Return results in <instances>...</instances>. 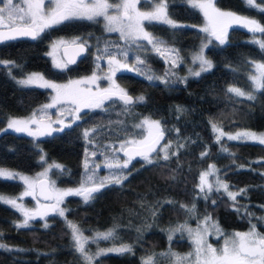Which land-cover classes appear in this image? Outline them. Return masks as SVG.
Here are the masks:
<instances>
[{"label": "trees", "instance_id": "16d2710c", "mask_svg": "<svg viewBox=\"0 0 264 264\" xmlns=\"http://www.w3.org/2000/svg\"><path fill=\"white\" fill-rule=\"evenodd\" d=\"M166 2L173 21L189 25L172 28L163 23L145 22L146 30L174 47L180 55L198 49L202 34L192 26L202 23L200 13L181 0ZM213 4L219 10L264 25V12L244 0H213ZM141 7L147 8L148 3H142ZM64 31L66 36L88 40L89 47L82 57L84 61L61 71L51 66L46 47ZM256 36L264 40V33L254 34L238 22L227 25L225 43L218 44L212 39L204 49V56L213 67L197 77L184 78L180 67H170L160 58L150 56L144 65H136L142 72L119 73L117 84L134 100L143 96L142 103L126 106L115 98L109 99L104 109L83 110L77 121L35 140L26 133L0 132V168L32 173L40 169L38 159L43 154L45 160L61 166L50 171L60 187L81 182L82 159L88 144L103 145L138 134L135 124L144 117L160 121L164 133L162 143L170 144L168 160L155 157L157 152L151 164L140 158L131 160L127 179L122 184L101 187L87 202L76 196L67 197L63 201L65 219L49 215L44 221H31L28 228H17L18 212L0 200V244L5 245L0 248V264H84L72 246L66 220L85 232L113 230L112 237L88 244L89 250L123 245L132 249L106 252L96 256L93 264H142L152 256L156 264H167L169 257L161 253L169 250L182 253L190 249L185 235L177 234L169 240L168 231L179 223L193 225L205 217H210L208 221L217 225L223 234L243 232L255 225L264 235V222L260 218L264 207V145L226 138L218 141L213 129L216 125L228 135L238 131H264V90L252 92L249 80L251 63H264V50L247 41ZM117 46L125 48L126 44L117 35L107 33L100 18L74 19L48 29L32 41L0 44V60L15 62L14 66L0 64V128L7 119L26 116L50 98L49 90L20 86L13 78L20 79L36 71L47 80L63 83L94 71L90 54L103 55L106 47L109 52H117ZM133 53L132 47L129 64L134 61ZM150 68L157 76H163V80L146 79L144 73L154 74ZM229 87L251 92L255 98L236 96L228 92ZM178 107L184 111L178 112ZM84 130L90 132L87 139ZM213 165L216 171L208 175L211 191L201 192L200 175ZM216 178L227 184L230 192L245 191L232 200L225 191H217ZM21 189L18 181L0 177V196L14 197ZM25 203L31 205L29 200ZM193 204L195 211L189 212L187 209Z\"/></svg>", "mask_w": 264, "mask_h": 264}, {"label": "snow or ice", "instance_id": "6c2138e0", "mask_svg": "<svg viewBox=\"0 0 264 264\" xmlns=\"http://www.w3.org/2000/svg\"><path fill=\"white\" fill-rule=\"evenodd\" d=\"M52 6L46 7L45 0H0V42L6 40H13L19 36H28L32 39H36L46 28L52 27L54 25L60 24L64 21L73 19H84L89 21H95L98 17H103L105 20V29L108 32H118L121 40L126 44L125 48H119L117 52H109L107 47L104 49L103 55H98L97 60L103 59L104 56L107 57L108 64L110 66V71L114 74L120 68H127L129 71H137L138 73L143 70L140 68L129 66V51L133 46L136 49H143L147 51L144 44L138 43L139 41H147L148 45H151L161 56L165 53L174 52V49H170L165 45V42L157 37H154L145 28V21L151 23L153 21L160 22L171 26L172 28L183 27L173 21L167 11L166 0H153V7L150 11H141L137 5L140 0H50ZM188 2L195 8H199L211 26V34L220 41L221 44L225 43L224 34L227 25L232 22H238L242 26L246 27L248 31L252 33H264V25H261L258 21L254 19H248L245 17L236 16L231 12H221L215 8L212 0H188ZM246 3L251 7H257L261 12H264V6L255 3V0H246ZM110 10H114L110 13ZM201 31L209 32L210 28L208 26L201 29ZM254 43H258L260 48L264 50V40H255ZM87 45L86 41H82L78 48L81 52L85 50ZM122 58V59H121ZM200 63L199 71H194L191 74L194 76H199L201 72L209 71L213 67L212 62L206 59L201 51L195 57ZM74 62V61H72ZM15 62L10 61H0V64L8 65L12 64L14 66ZM145 60L139 55L135 57V65H144ZM115 65V67H112ZM57 68H62L61 64H56ZM99 67V65H97ZM256 74L250 76L253 81L254 88L256 90H264V63L255 64ZM146 79L149 81L153 79H159L153 75L144 73ZM111 79V76L106 77ZM97 79L94 73L92 77L88 78L87 81H72L69 85H57L46 80L42 75L38 73H33L29 75L26 79L19 80L18 83L24 86L36 85L38 87L51 88L57 92V96L53 100V104L45 105V108L54 107L56 103L60 102L62 99L69 100L72 104L76 105L73 109L76 113H79L82 108L85 107H100L103 102L107 99H111L113 96H118V98L123 102L124 105H132L133 103H142L145 98L143 96L133 99L127 92L123 89H119L117 85L113 82V88L99 89L93 92L91 89L84 88H73V84H81L86 82H94ZM228 92L235 94L239 97H245L247 99H254L255 97L251 92H244L236 87H229ZM63 111V110H61ZM178 112H183L181 108H177ZM33 114V118L26 120L11 118L8 121L7 129H12L15 132H26L30 136L51 134V131H59L62 129H52L49 126L45 128L38 127L33 130L31 124H40L41 121H37ZM78 118V117H77ZM57 123L63 124L62 120H57ZM147 126L148 135L142 140H132L127 141L126 144L131 150V155L129 159L121 163L119 160L116 161H106L105 167L109 169L112 168H128V165L133 158V156H141L143 160L151 164L153 161L150 157L152 152H156L157 145L163 139L164 133L161 129L160 121L150 120L145 118L141 124L136 125L138 128H143ZM67 126V125H66ZM5 129V131L7 130ZM213 129L219 131L216 125H213ZM94 131V130H93ZM220 135L223 136L224 133L221 131ZM90 136V132L86 130L84 132V137L87 139ZM220 136L217 137L219 141ZM230 140H252L259 144L264 145V134H256L253 132L238 133L235 136L229 135ZM169 145L163 146L164 160L169 159ZM178 147H183L179 145ZM121 148H125V144L121 145ZM128 155V151L125 152ZM176 153H171L175 155ZM94 155V154H93ZM203 155H206L204 153ZM41 160L44 157L41 156ZM61 168L60 165H49V167ZM215 166H210L209 171L204 172L200 176V191H204L206 184V177L215 173ZM17 173L10 172L6 169H0V177L5 179H13L17 176ZM42 177L47 175V170L40 174ZM25 184L28 185L29 189L33 188L36 181H30L26 176H20ZM87 180H92V176H88ZM127 179V175L123 172L116 174L113 173L109 177L104 178L99 181V184L93 187H85L83 184L80 189H68L64 192H57L55 197H45L46 199L54 198L55 203L50 205H45V211L41 212L39 210L27 211L21 207L16 201V199H7L0 196V200L12 205L19 209L24 216L23 222L16 225L17 228H28L30 227V220L36 219L37 216L43 218L48 215L51 211L59 216L63 217L65 215V210L59 207L62 203L63 197L69 195H83L85 202L92 198V193L99 191V189L105 186L106 183L122 184L123 180ZM42 183V181H41ZM217 191L223 188L225 191L228 190V185L217 181ZM208 190L211 191L212 186L207 185ZM241 189L240 192H228L229 197L232 200L236 199V196L244 192ZM31 194L29 191L23 193V195ZM207 194H205V198ZM169 203H171L169 201ZM182 208L187 207L181 205ZM189 212L195 211V205L193 204L191 208L187 209ZM155 215V213H153ZM210 220V217H205V222ZM69 228L72 230L73 240L75 242L76 250L80 253L84 264H93L96 256L106 254L107 251L116 252H130L132 249L128 245H123L119 249H109L99 250L95 256L90 254L82 242V233L78 227L69 222ZM47 227V224H45ZM209 227L212 228L217 234V238L223 235L219 227L215 224L209 225L208 227L201 228L200 224L197 225L196 229H192L187 224L179 225L175 229H171L170 232L186 230L193 241L194 250L185 256H181L178 253L171 252L169 250L166 253H161L160 255L169 257L171 259V264H264V235H261L256 230V226L253 225L252 228L247 233L236 232L232 237H226L223 242V246L220 249L214 248L211 244H208L205 237L210 235ZM113 236V230H109L106 233H97L98 238L108 239ZM172 239V235H169V240ZM5 247V245L0 244V248ZM142 264H156L155 257H148L142 261Z\"/></svg>", "mask_w": 264, "mask_h": 264}, {"label": "rangeland", "instance_id": "374dc122", "mask_svg": "<svg viewBox=\"0 0 264 264\" xmlns=\"http://www.w3.org/2000/svg\"><path fill=\"white\" fill-rule=\"evenodd\" d=\"M181 1L184 4H186L187 6H189V7L193 8V9L197 10L200 13V15L202 16V18H203V21H202V23L200 25L192 26V27H194L196 30H198L202 34L198 49H196L194 51H191V52H189L186 55H180V54H178V52L175 50L174 47H172L169 44H166L165 43V45L168 48L174 49L175 51L174 52L165 53L164 56H161L154 49H152L151 45H148L147 44V41H139L138 43L144 44L146 46L147 51H145L143 49H136L135 46H133V51L135 52V53H133L134 61L132 62L133 65L132 64H129L130 67H135V68L137 67L135 65V57L137 55H139L145 61L147 60V58L149 56H150V58H156V57H158V58L161 59V61L163 63H168L170 67H172V66H174V67H180L181 75L183 74L182 76L184 78L185 77H194V75H192L191 73L194 72V71H199V69H200V63H199L198 60H195V57L198 54H201V51H202V54L204 56V49H205L206 46H208L209 44H211V40L212 39H214L215 41H217L218 44H221L220 41L218 39H216V37L214 35L211 34V26L209 25V22L206 19V17L204 16L203 12L199 8L193 7L188 2V0H181ZM244 1L246 3V0H244ZM142 3H148V7L147 8H142L141 7V4ZM212 3H213V0H212ZM255 3L258 4V5L264 6V1L255 0ZM137 7L141 11H150L152 9V7H153V1L152 0H140V3L137 5ZM254 8L260 10L257 7H254ZM112 11H114V10H110V13ZM219 11H221V12H229V11H223V10H219ZM98 18L101 19L103 29L106 31V29H105V24H106L105 20L103 19V17H98ZM78 20H81V19H78ZM82 20H84V19H82ZM145 22H147V21H145ZM153 22L154 23H160V22H155V21H153ZM175 22L178 23V24H180V25H189V24L180 23V22H177V21H175ZM206 26H208L210 28V31L209 32L201 31V29L204 28V27H206ZM106 32L107 33H113V34L117 35L119 37V39L121 40L120 35H119L118 32H108V31H106ZM257 33H255V34H257ZM154 37H156V36H154ZM78 38L80 39V37L74 36V37L68 39L67 41L68 42L80 41L81 39L79 40ZM254 39L255 40H261L260 36H256L253 39H249L247 41L253 43ZM224 40H225V34H224ZM121 41L124 42L123 40H121ZM64 42H66V40H64L62 38H59V39L54 40L50 44V47H49V55L51 56L52 59H55L56 60V54H55V52H57V50H58L57 47L59 45L63 44ZM254 44L259 45L258 43H254ZM0 61H4V60H0ZM256 63H260V62H256L255 61V62L251 63V65H250L251 70H252L251 71V74L252 75H255L256 74V70H255V64ZM97 65H99V67H97ZM112 67H115V65H113ZM147 69L148 68H146V70ZM153 70L154 69H151L150 68V71H153ZM121 72H131V73H134L135 70L129 71L127 68H120L118 71H116L114 74H112L111 71H110V66H109L108 61H107V57H104L103 59H100V60L94 62V71H93V73H91L90 75L84 76V77H82L80 79L72 80V81H87L88 78L92 77L93 74L95 73L97 79L94 82H90L89 81V82L81 83V84H73L71 86L73 88H80V89L88 88V89H91L93 92H96L100 86H103L101 89L109 88L110 83L116 82V79H115L114 76L116 74H118V73H121ZM201 73H203V72H201ZM29 75H31V74H27V75L23 76L20 79L19 78L18 79L17 78H13V79H14V81L18 85L24 86V85L19 84L18 81L19 80H22V79H26ZM153 75L155 77L157 76V73L155 72V70H154V74ZM252 75H250V76H252ZM109 76H111V79L106 78V77H109ZM250 76H249V80L251 82L252 92H255L257 90L254 88L253 81L250 79ZM157 77H159V79L163 80V76L160 75V76H157ZM195 77H197V76H195ZM48 81H50V80H48ZM72 81H69V82H66V83H63V84H61L60 82H55V81L54 82L53 81H50V82L55 83L57 85H69L70 82H72ZM28 87H37V88L47 89V90L50 91V98H49V100L46 103H44L41 106H39L38 108H36L30 114H28L26 116H22V117H12V118H16V119L26 120V119H29V118H33V114H35V117L34 118L37 121H41L42 123H40V124H31L30 127L33 130L37 129L38 127L45 128L46 126H49V125H50V127L52 129H63L64 127L69 126L71 123L77 121L78 118H79L80 112H82L83 110H97V109H104V107H105L104 106L105 103L103 102V104L100 107H91V108L85 107V108H82L79 113H76L73 110V109H75L76 105L72 104L67 99H62L60 102L56 103L54 107L45 108L44 107L45 105L53 104V100L57 96V92L55 90L51 89V88L38 87L36 85H28ZM118 87H119V89H123L119 85H118ZM123 90L125 91V89H123ZM61 110H63V111H61ZM145 118H148V117H144V118L140 119L135 124V126L141 124V122ZM9 119H11V118H9ZM9 119H7V121L5 122V125L0 128V132H2L5 129H7V124H8ZM148 119H150V120H156V119H152V118H148ZM57 120H62L64 123L63 124L57 123ZM137 129L139 131L138 134L135 133V134L130 135V136L127 135V136L122 137L119 140L109 141L108 143H105L103 145H97V144H91L90 143L91 144V146H90L88 144L87 145L88 147L86 148L84 157L82 159V169H83V176L84 177L81 179V182H79L75 186H67V187H60V186H58L55 183V179H53L50 176V171L52 169H60V168H56L54 166L53 167H49V165H56V164L53 163V162H48L45 159L42 161L41 160V156L38 159L39 162L41 161V167H40V169H38L37 171L32 172V173H22V172L10 170V169H7V168H0V169H6V170H8L10 172H13V173H17L18 175L15 176L11 180L18 181L21 184V186H22L21 191L16 196H14V197L2 196V197H5L7 199H16L17 203L19 205H21V207L24 208L27 211L39 210V211L43 212V211H45L44 206L55 203V199L52 198V201L49 202V203H43V202L37 201L35 199V197H34V187L31 188V189H29L28 185L25 184V182L22 179H20V176H26V177L29 178L30 181H37L39 178H46V179H48V181H49V188L51 190L52 197H55L56 194H57V192H64V191H67L68 189H74V190L75 189H80L82 184L85 187H89L91 185H95L96 186L97 184H99V181L100 180H103L104 178L109 177L113 173L119 174V173L123 172L124 174H127L128 173V170H129V168L131 166V162L132 161H130V163L128 165V168H112V169H109L108 167H105V162L106 161H116V160H119L121 163H123V161L128 160V158H124L121 155V151L123 150L121 148V145L122 144H125V147H126V146H128L126 144L127 141L142 140V139H144L148 135L147 126L146 125L143 128H138L137 127ZM7 130L13 131L12 129H7ZM85 131L86 130H84V132ZM53 132H58V131H51V133H53ZM220 132L221 131H216L215 130V136H216V138L218 136H220V138H226V139H228V136L229 135L235 136L238 133H244V132H253V133H256V134H264V131H238V132H235V133H232V134H229V135L228 134H224L223 136H221L220 135ZM21 133H26V132H21ZM44 135H46V134H44ZM28 136H30V135H28ZM40 136H42V135H36V136H30V137L33 140H35V139H37ZM237 140L238 141H246V142H255V141H252V140H240V139H237ZM166 144L170 146L169 143H162L160 145V147H159V149H158L157 154L155 155V157L163 158L164 151L162 149H163V146L166 145ZM168 150H169V148H168ZM42 156H43V154H42ZM139 158L141 160H143L142 157H139ZM153 158H154V156L153 157L151 156V159H153ZM143 161L145 163H147L145 160H143ZM46 170H47V175L42 177L40 174L43 173V172H45ZM88 176H92V180H90V181L87 180L86 178ZM205 179H206V184H205L204 190H208L207 185L210 184V182L208 180V176ZM218 180L219 179L215 180V182H216L215 187L216 188L218 186L217 185V181ZM109 184H113V183H106L105 185H109ZM200 184H201V181H200V178H199V186H200ZM199 186H198V188L200 189ZM220 189L223 190V191H225L223 188H220ZM26 191H29L31 194H29V195H23V193H25ZM228 192H229V190L225 191V193L227 195H228ZM69 196H76V197H79L82 201H85L83 195H69ZM69 196L63 197L62 203L59 204V207L60 208H63L65 210V208L63 207V201L67 197H69ZM26 200H29V202H31V205L30 206L25 203ZM10 206H12V205H10ZM13 208L18 212V214L20 216V220H19L18 223L23 222V219H24L23 213L19 209H17L16 207H13ZM261 209H262V215H261L260 218L264 222V207H262ZM49 215L59 216L58 214H55V213H53L51 211L48 212V215L47 216H49ZM45 217L40 218L39 216H37L36 219L30 220V222L31 221H34V220H42V221H44ZM59 217H61V216H59ZM62 218H64V216ZM69 222L70 221L66 220V225L67 226L69 225ZM184 224H187V223H184V222L179 223V224L175 225L174 227H172L171 229H175L179 225H184ZM198 224H200L201 228H203V227H208L209 225H212L213 223H211L210 221L205 222V219L203 218V219L199 220L198 222H196L193 225H189V224H187V225L189 227H191L192 229H196ZM251 228H249L248 230L243 231L241 233H247V232H249V230ZM68 229H69V232H70V240H71L72 246L75 249V251L77 253H79L76 250V247H75V242H74L73 236H72V230L69 228V226H68ZM78 229L80 230V233H82V242L84 243L85 248L87 249V251L90 254H92V255L95 256V254L99 250L104 249V248H96L95 247L93 250H89L88 249V244H95L99 240H103V238H98L97 237V233H106L109 230H105V231H103V230H99V231H96V230H87V232H85V231H83L80 228H78ZM170 230L168 231V235L171 234L172 237H173L174 235H177V234H183V235L186 236V239L188 240V242L190 244V249L188 251L182 252V253H178V254H180L181 256H185L188 253L193 252L195 246H194L193 241L190 238V236H189V234H188V232L186 230L175 231V232H170ZM209 231H210L211 234L210 235H207L205 237V239H206V241H207L208 244H211L214 248H217V249H220L223 246V242H224V239L226 237H232L234 235V233H236V231L230 232V233H227V234H223V235L219 236V238H217L218 234L212 228L209 227ZM111 249H119V248H111ZM104 250H109V248L104 249ZM107 252H111V251H107ZM167 264H171V259L170 258L167 260Z\"/></svg>", "mask_w": 264, "mask_h": 264}, {"label": "water", "instance_id": "95a60500", "mask_svg": "<svg viewBox=\"0 0 264 264\" xmlns=\"http://www.w3.org/2000/svg\"><path fill=\"white\" fill-rule=\"evenodd\" d=\"M14 40H29L32 41L34 39H32L31 37L28 36H19L16 39L13 40H6V41H2L0 42V44L5 43V42H9V41H14ZM81 42H76V43H72V44H65L60 46L59 51H60V55L63 58V60L67 63V64H72L74 62H76L77 60L81 59L85 52H86V47L85 50L83 52H81L78 48V45ZM74 61V62H72ZM112 98H115L117 100H119L120 102H122L118 96H113ZM123 103V102H122ZM164 140V136L163 139L160 141L159 145H157V150L159 149L160 145L162 144ZM126 150L128 151V155L125 154ZM156 150V152H157ZM156 152H152L150 154V156H153ZM121 155L124 158H128L129 159V155H131V150L129 148V146H126L122 151H121ZM141 156H133V159H138ZM42 181V183H41ZM52 197L51 194V190L49 188V181L46 178H39L35 185H34V197L37 201L39 202H43V203H49L52 201V198L46 199L45 197Z\"/></svg>", "mask_w": 264, "mask_h": 264}, {"label": "flooded vegetation", "instance_id": "af4514ba", "mask_svg": "<svg viewBox=\"0 0 264 264\" xmlns=\"http://www.w3.org/2000/svg\"><path fill=\"white\" fill-rule=\"evenodd\" d=\"M45 3H46V7H51L52 6V4H51V2H50V0H45ZM74 20V19H73ZM73 20H68V21H64V22H62V23H60V24H57V25H54V26H52V27H49V28H46L41 34H43V33H45L48 29H50V28H58L60 25H62V24H64V23H68V22H70V21H73ZM59 32V31H58ZM40 34V35H41ZM66 33H65V31L61 34V35H57L56 37H54V38H52L51 40H50V42L47 44V47H46V54H47V56H48V58H49V60H50V63H51V66L53 67V68H55V69H57V70H67V69H69L70 67H74V66H76L77 64H80L82 61H84V60H82L83 58H81V59H79V60H77L76 62H74V63H72V64H67L64 60H63V58L61 57V55H60V51H59V48H60V46H62V45H65V44H72V43H76V42H82V41H86L87 42V45H86V52H85V54H84V56L87 54V50H88V47H89V42H88V40H85V39H79L80 41H75V42H68L67 40L68 39H70V38H72V37H74L73 35H70V36H66L65 35ZM79 37V36H78ZM59 38H62V39H64V40H66V42H64L63 44H61V45H59L57 48H58V50H57V52H55V54H56V60L55 59H52L51 58V56L49 55V47H50V44L54 41V40H56V39H59ZM89 59H91V63H93V66H94V62L95 61H98L97 60V55L96 54H90L89 55ZM57 62V63H56ZM56 64H61L63 67L62 68H57L56 67ZM33 73H38V74H40L39 72H36V71H30L29 73H27V74H33ZM93 73V72H92ZM26 74V75H27ZM91 73H88V74H86V75H83V76H79L78 78H71V79H68L69 81H72V80H76V79H80V78H82V77H84V76H87V75H90ZM119 74V73H118ZM118 74H116L114 77H115V79H116V76L118 75ZM41 75V74H40ZM65 81V82H69V81ZM65 82H63V83H65ZM63 83H61V84H63ZM114 84L115 85H117V82H114ZM118 86V85H117ZM103 86H100L99 88L101 89ZM109 88H113V82L112 83H110V86H109ZM111 99H114V98H111ZM107 100H109V99H107ZM107 100H105L104 101V103L107 101Z\"/></svg>", "mask_w": 264, "mask_h": 264}]
</instances>
